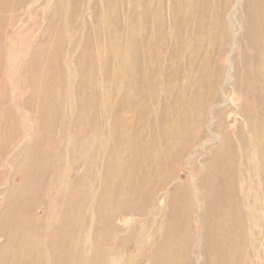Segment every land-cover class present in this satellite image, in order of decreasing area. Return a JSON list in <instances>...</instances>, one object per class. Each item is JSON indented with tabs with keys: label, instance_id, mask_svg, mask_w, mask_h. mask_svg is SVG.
Instances as JSON below:
<instances>
[{
	"label": "rangeland",
	"instance_id": "1",
	"mask_svg": "<svg viewBox=\"0 0 264 264\" xmlns=\"http://www.w3.org/2000/svg\"><path fill=\"white\" fill-rule=\"evenodd\" d=\"M181 1L0 0V264H152L156 248L162 253L168 240L176 264H209L204 249L214 239L229 244L244 264H264V199L257 177L264 165L257 163L250 127L254 117L264 135V96L257 85L264 75V0ZM200 106L204 121L196 130L189 123L185 134L195 141L183 157L173 162L165 155L153 171L152 161L147 167L139 166L140 156L134 161L131 130L147 135L157 115L172 118L177 109H184L181 122L193 121ZM223 144L234 157L228 155L223 170L204 180L213 169L207 160L220 165ZM130 159L146 169L143 174L153 172L150 182L132 186ZM230 168L234 179L228 181ZM186 226L192 247L185 259L175 247L184 244ZM214 227L217 235L209 231ZM194 244L199 250L202 244L201 255Z\"/></svg>",
	"mask_w": 264,
	"mask_h": 264
},
{
	"label": "bare ground",
	"instance_id": "2",
	"mask_svg": "<svg viewBox=\"0 0 264 264\" xmlns=\"http://www.w3.org/2000/svg\"><path fill=\"white\" fill-rule=\"evenodd\" d=\"M8 1H10V0H8ZM17 1H19V0H17ZM52 1V0H51ZM108 1V0H107ZM126 1H128V0H126ZM179 1H181V0H179ZM182 1H186V0H182ZM181 1V2H182ZM14 2H15V0H14ZM13 2V3H14ZM41 2V1H40ZM62 2H65V1H62ZM141 2V1H140ZM19 3V2H18ZM52 3V2H51ZM83 3V2H82ZM82 3H80L81 5H82ZM184 3V2H183ZM183 3H182V5H183ZM195 3V2H194ZM194 3H192V4H190V5H192L193 6V4ZM0 4H2V3H0ZM9 4V3H8ZM41 4H44V3H41ZM60 4V3H59ZM58 4V5H59ZM118 4V3H117ZM176 4V3H175ZM187 4V3H186ZM30 5H31V3H30ZM45 5V4H44ZM62 5V4H61ZM103 5V4H102ZM177 5V4H176ZM176 5H174V8H175V6ZM178 5H179V3H178ZM189 5V4H188ZM2 6H3V4H2ZM36 6V5H35ZM39 6V5H38ZM41 6V5H40ZM66 6V5H65ZM72 6H74V5H72ZM118 6V5H117ZM185 5H183V7H184ZM14 7V6H13ZM42 7V6H41ZM50 7V6H49ZM67 7V6H66ZM108 7V6H107ZM177 7V6H176ZM1 8V7H0ZM58 8V7H57ZM70 8V7H69ZM135 8H137V6L135 7ZM178 8V7H177ZM5 9V8H4ZM16 9V8H15ZM131 9H132V7H131ZM186 9V8H185ZM191 9H192V7H191ZM190 9V10H191ZM10 10V9H9ZM53 10H54V8H53ZM80 10V9H79ZM178 10V9H177ZM6 11V10H5ZM26 11H27V9H26ZM31 11V10H30ZM55 11V10H54ZM59 11V10H58ZM81 11V10H80ZM79 11V12H80ZM117 11V10H116ZM179 11V10H178ZM177 11V12H178ZM180 11H181V8H180ZM9 12V11H8ZM17 12V11H16ZM20 12H21V10H20ZM20 12H19V14L18 15H20ZM133 12V11H132ZM185 12H186V10H185ZM34 13V12H33ZM184 13V12H183ZM182 13V14H183ZM1 14H3V13H1ZM7 14V13H6ZM50 14V13H49ZM59 14V15H58ZM107 14V13H106ZM125 13H123V15H124ZM135 14V13H134ZM150 14V13H149ZM178 14H180V13H178ZM177 14V15H178ZM188 14V13H187ZM17 15V16H18ZM57 16H61L60 15V13H57L56 14ZM69 15V14H68ZM83 15V14H82ZM145 15V14H144ZM6 16V15H5ZM8 16V15H7ZM16 16V17H17ZM53 16V15H52ZM51 16V17H52ZM128 16V15H127ZM131 16V15H130ZM138 16V15H137ZM179 16V15H178ZM187 16V15H186ZM4 17V16H3ZM9 17V16H8ZM19 17V16H18ZM44 17V16H43ZM51 17H50V19H51ZM75 17V16H74ZM135 17V16H134ZM140 17V16H139ZM151 17V16H150ZM47 18H49V17H47ZM46 18V19H47ZM59 18V17H58ZM57 18V19H58ZM80 18V17H79ZM106 18H107V16H106ZM133 18V17H132ZM180 18H182V17H180ZM1 20L3 19V18H0ZM111 19V18H110ZM128 19H131V18H127V21H128ZM143 19V18H142ZM148 19V18H147ZM172 19V18H171ZM177 19V18H176ZM184 19V18H183ZM52 20V19H51ZM66 20H68L67 18H66ZM107 20V19H106ZM133 20V19H132ZM135 20H137V19H135ZM141 20V19H140ZM8 21V20H7ZM19 21V20H18ZM40 21V20H39ZM76 21V20H75ZM170 21V20H169ZM4 22V21H3ZM59 22V21H58ZM70 22V21H69ZM69 22H68V25H69ZM76 22H78V21H76ZM104 22H106V21H104ZM135 22H137V21H135ZM0 23H1V21H0ZM7 23H10V22H7ZM21 23V22H20ZM55 23V22H54ZM127 23V22H126ZM142 23H143V20H142ZM180 23H181V21H180ZM47 24V23H46ZM131 24H133V23H131ZM173 24H174V22H173ZM60 25V24H59ZM79 25V24H78ZM178 25H180V24H178ZM183 25V24H182ZM182 25H180V26H182ZM4 26V25H3ZM39 26V25H38ZM74 26V25H73ZM21 27V26H20ZM47 27V26H46ZM49 27V26H48ZM76 27V26H75ZM37 28V27H36ZM77 28V27H76ZM95 28L96 27H94V30H95ZM160 28V27H159ZM20 29V28H19ZM41 29V28H40ZM48 29V28H47ZM99 29H101V28H99ZM99 29H98V31H99ZM181 29V28H180ZM21 30V29H20ZM39 30V29H38ZM81 30V29H80ZM91 30V29H90ZM89 30V31H90ZM103 30V29H102ZM152 30V29H151ZM3 31V30H2ZM111 31H112V29H111ZM124 32L125 30H121V32ZM141 31V30H140ZM156 31V30H155ZM160 31V30H159ZM178 31H179V29H178ZM263 31H264V29H263ZM4 32V31H3ZM3 32H2V34H3ZM153 32V31H152ZM76 33V32H75ZM91 33V32H90ZM104 33V32H103ZM110 33H112V32H110ZM149 33V32H148ZM181 33V32H180ZM18 34V33H17ZM96 34H98V33H96ZM107 34H108V30H107ZM130 34H132V33H130ZM39 35V34H38ZM46 35V34H45ZM91 35V34H90ZM101 35H102V33H101ZM100 34H99V36H101ZM47 36V35H46ZM110 36V35H109ZM149 36V35H148ZM3 37H5V36H3ZM9 37V36H8ZM14 37V36H13ZM16 37V36H15ZM84 37V36H83ZM115 36L113 35V38H114ZM135 37V36H134ZM140 37H142V36H140ZM11 38V37H10ZM33 39V38H32ZM84 39V38H83ZM90 39V38H89ZM93 39V38H92ZM104 39V38H103ZM144 39V38H143ZM9 40V39H8ZM76 40V39H75ZM98 40V39H97ZM135 40V39H134ZM137 40V39H136ZM135 40V41H136ZM180 40V39H179ZM179 40H178V42H179ZM2 41H3V39H2ZM29 41H30V39H29ZM104 41V40H103ZM108 41H109V39H108ZM113 41V40H112ZM111 41V42H112ZM116 41H118V40H116ZM146 41V40H145ZM10 42V41H9ZM21 42V41H20ZM88 42H89V40H88ZM96 42V41H95ZM98 42V41H97ZM110 42V41H109ZM119 42V41H118ZM122 42V41H121ZM128 42V41H127ZM134 42V41H133ZM137 42V41H136ZM2 43V42H1ZM6 43V42H5ZM4 43V44H5ZM101 43V42H100ZM16 44V43H15ZM32 44V43H31ZM30 44V45H31ZM83 44H84V42H83ZM91 44V43H90ZM96 44V43H95ZM102 44V43H101ZM110 44V43H109ZM123 44V43H122ZM128 44V43H127ZM131 44V43H130ZM36 45V44H35ZM46 45V44H45ZM59 45H62V44H59ZM76 45H78V44H76ZM97 45V44H96ZM100 45V44H99ZM106 45V44H105ZM124 45V44H123ZM122 45V46H123ZM179 45V44H178ZM6 46V45H5ZM20 46V45H19ZM73 47H74V45H72ZM84 46V45H83ZM88 46V45H87ZM103 46L104 45H102V46H100V47H102L101 49H104L103 48ZM116 46V45H115ZM121 46V45H120ZM21 47V46H20ZM59 47V46H58ZM70 47V46H69ZM72 47V48H73ZM112 47V46H111ZM144 47V46H143ZM1 48V47H0ZM7 48V47H6ZM18 48V47H17ZM30 48V47H29ZM38 48V47H37ZM36 48V49H37ZM41 48V47H40ZM57 48V47H56ZM61 48H62V46H61ZM60 48V49H61ZM63 48H65V45H64V47ZM83 48V47H82ZM81 48V49H82ZM93 48H94V44H93ZM133 48V47H132ZM135 48V47H134ZM139 48V47H138ZM145 48V47H144ZM95 49H98V48H95ZM107 49V48H106ZM112 49V48H111ZM19 50V49H18ZM30 50V49H29ZM62 50V49H61ZM61 50H60V52H61ZM85 50V49H84ZM133 50V49H132ZM136 50V49H135ZM26 51V50H25ZM34 51V50H33ZM43 51V50H42ZM96 50H94V52H95ZM109 51V50H108ZM131 51V50H130ZM143 51V50H142ZM262 51H264V49H262ZM64 52V51H63ZM68 52V51H67ZM97 52V51H96ZM98 52H100V51H98ZM121 52H122V50H121ZM92 53V52H91ZM109 53V52H108ZM118 53H119V51H118ZM61 54V53H60ZM97 54V53H96ZM103 54V53H102ZM106 54V53H105ZM111 54V53H110ZM140 54V53H139ZM5 55H6V53H5ZM4 55V56H5ZM69 55H70V52H69ZM86 55V54H85ZM113 55V54H112ZM111 55V56H112ZM120 55V54H119ZM118 55V56H119ZM130 55V54H129ZM145 55V54H144ZM185 55V54H184ZM194 55V54H193ZM62 56V55H61ZM90 56V55H89ZM99 56H100V54H98V58H99ZM104 56V55H103ZM102 55H101V59H103V61H104V58H102L103 57ZM126 57H127V54L125 55ZM125 56H123V57H125ZM142 56H143V54H142ZM141 56V57H142ZM6 57V56H5ZM51 57V56H50ZM86 57H88V56H86ZM133 57H135L136 58V56H134L133 55ZM138 57V56H137ZM152 57V56H151ZM157 57V56H156ZM191 57H192V54H191ZM115 58H117V57H115ZM121 58V57H120ZM135 58L133 59V60H135ZM184 58V57H183ZM72 59V58H71ZM100 59V61L102 62V60ZM122 59V58H121ZM127 59V58H126ZM131 59V58H130ZM141 60H143V58H140ZM148 59H150V58H148ZM20 60V59H19ZM95 60V59H94ZM99 60V59H98ZM118 60V59H117ZM4 60H2V62H3ZM91 61V60H90ZM99 61V62H100ZM108 61V60H107ZM111 61V60H110ZM139 61V60H138ZM74 62H76V61H74ZM84 62H85V60H84ZM141 62V61H140ZM157 62H159L158 60H157ZM161 62V61H160ZM182 63H183V61H181ZM11 63V62H10ZM40 63V62H39ZM106 63V62H105ZM124 63V62H123ZM128 63V62H127ZM149 63V62H148ZM2 64V63H1ZM21 64V63H20ZM72 64V63H71ZM94 64V63H93ZM102 65H103V63H101ZM109 64V63H108ZM117 64V63H116ZM120 64H121V62H120ZM130 64V63H129ZM184 64H186V63H184ZM4 65V64H3ZM31 65H32V63H31ZM40 65H41V63H40ZM60 65V61H59V64H58V66ZM137 65H139L138 63H137ZM147 65V64H146ZM150 65V64H149ZM158 65V66H157ZM187 65V64H186ZM6 66H7V64H6ZM86 66H87V64H86ZM90 66V65H89ZM93 66V65H92ZM117 66V65H116ZM121 66V65H120ZM142 66V65H141ZM143 66H144V64H143ZM151 66V65H150ZM153 66V65H152ZM0 67H2V65L0 66ZM10 67V66H9ZM88 67V66H87ZM101 67V66H100ZM123 67V66H122ZM138 67V66H137ZM145 67V66H144ZM155 67H159V64H156V66ZM183 67H186V66H183ZM205 67V66H204ZM59 68V67H58ZM119 68V67H118ZM131 68V67H130ZM141 68V67H140ZM52 69V68H51ZM59 69H61V68H59ZM59 69H58V72H59ZM63 69V68H62ZM99 69V68H98ZM103 69H104V67H103ZM107 69V68H106ZM115 69V68H114ZM120 69V68H119ZM144 69V68H143ZM153 69V68H152ZM158 69V68H157ZM15 70V69H14ZM84 70V69H83ZM94 70V69H93ZM101 70V69H100ZM127 70V69H126ZM125 70V71H126ZM136 70V69H135ZM146 70V69H145ZM155 70V69H154ZM177 70H180V69H177ZM176 70V71H177ZM187 70V69H186ZM76 71V70H75ZM74 71V72H75ZM85 71V70H84ZM125 71L123 72V73H125ZM137 71V70H136ZM144 71V70H143ZM147 71V70H146ZM156 71V70H155ZM175 71V70H174ZM183 71H185V70H183ZM60 72H63V71H61L60 70ZM65 72V71H64ZM77 72V71H76ZM75 72V73H76ZM81 72V70H79V73ZM91 72H93V71H91ZM101 72V71H100ZM106 72V71H105ZM128 72V71H127ZM142 72V71H141ZM158 72V71H157ZM70 73V72H69ZM79 73H76V74H79ZM95 73H96V71H95ZM117 73V72H116ZM115 73V74H116ZM130 73V72H129ZM138 72H136V74H137ZM146 73V77H147V72H145ZM151 73H153L151 70H150V74ZM155 73V72H154ZM163 73V72H162ZM172 73V72H171ZM179 73V72H178ZM177 73V74H178ZM230 73V72H229ZM60 74V73H59ZM59 74L57 73L56 75L57 76H59ZM64 74V73H63ZM119 73H117V75H118ZM121 74V73H120ZM133 74V73H132ZM144 74V73H143ZM175 74V73H174ZM173 74V75H174ZM185 74V73H184ZM79 75H81V74H79ZM86 75H88V74H86ZM92 75V74H91ZM99 75L100 74H98V79H99ZM106 75V74H105ZM116 75V76H117ZM127 75V74H126ZM126 75H124V76H126ZM139 75V74H138ZM137 75V76H138ZM149 75V74H148ZM153 75V74H152ZM152 75L150 76L151 77V79H149V77H148V79L151 81V80H153L152 78ZM157 75V74H156ZM158 75H160V74H158ZM158 75H157V77H158ZM171 75L172 74H170V76H168V74H167V77H171ZM176 75V74H175ZM179 75H180V73H179ZM54 76V75H53ZM61 76H63V75H61ZM60 76V77H61ZM96 76V75H95ZM112 76H113V74H112ZM112 76H110V77H112ZM136 76V77H137ZM141 76V75H140ZM162 76V75H161ZM165 76V75H164ZM183 76V75H182ZM229 77H230V74L228 75ZM56 77V76H55ZM66 77V76H65ZM80 77V76H79ZM87 78L89 77V76H86ZM97 77V76H96ZM114 77V76H113ZM112 77V78H113ZM128 77V76H127ZM134 77V76H133ZM133 77H132V79H133ZM142 77V76H141ZM146 77L145 78H143V79H145L146 80ZM180 77V76H179ZM78 78V77H77ZM76 78V79H77ZM106 78V77H105ZM115 78V77H114ZM118 78V77H117ZM155 78V77H154ZM176 77H174V79H175ZM178 78V77H177ZM109 79V78H108ZM129 79V78H128ZM139 79L141 80V78L139 77ZM142 79V80H143ZM157 79V78H156ZM168 79V80H167ZM166 79V84L169 82V78H167ZM50 80V79H49ZM93 80H95V78L93 79ZM120 80V79H119ZM141 80V81H142ZM155 80V79H154ZM165 80V79H164ZM171 80V79H170ZM54 81H55V79H54ZM61 81H63V80H61ZM104 81V80H103ZM123 81V80H122ZM130 81V80H129ZM139 81V80H138ZM144 81V80H143ZM161 81V80H160ZM56 82V81H55ZM70 82V81H69ZM76 82V81H75ZM79 82V81H78ZM82 82V81H81ZM87 82V81H86ZM93 82H96V81H93ZM110 82H112L111 80H110ZM114 82H115V79H114ZM131 82V81H130ZM153 82V81H152ZM155 82V81H154ZM157 82V81H156ZM164 82V81H163ZM171 82V81H170ZM54 83V82H53ZM103 83V82H102ZM101 83V84H102ZM118 83V82H117ZM122 83V82H121ZM134 83V82H133ZM135 83H137V82H135ZM139 83H140V81H139ZM141 83H143V82H141ZM146 83V82H145ZM51 84H52V82H51ZM50 84V85H51ZM77 84H79V83H77ZM90 84H93V83H90ZM100 84V85H101ZM105 84V83H104ZM108 84H109V82H108ZM114 84V83H113ZM112 84V85H113ZM124 84H125V82H124ZM163 84V83H162ZM71 85V84H70ZM89 85V84H88ZM87 85V86H88ZM94 85V84H93ZM126 85V84H125ZM130 85H132V84H130ZM130 85H129V87H130ZM171 85V84H170ZM224 85H226V83L224 84ZM257 85H258V87H260V88H262V92H259V97L261 98V97H263L264 96V75H262V78L261 79H259L258 80V82H257ZM78 86V85H77ZM80 86V88L81 89H83L84 90V88L86 87V83L85 82H83L81 85H79ZM90 86V85H89ZM118 86V85H117ZM120 86V85H119ZM144 86V85H143ZM154 86V85H153ZM157 86V85H156ZM159 86V85H158ZM169 86V85H168ZM181 86H182V84H181ZM181 86L180 87H178L177 89H179V88H181ZM185 86V85H184ZM183 86V87H184ZM64 87V86H63ZM74 87V86H73ZM101 87H102V85H101ZM104 87V86H103ZM111 87V86H110ZM146 87V86H145ZM161 87V86H160ZM186 87V86H185ZM184 87V88H185ZM4 88V87H3ZM2 88V89H3ZM78 88V87H77ZM89 88V87H88ZM87 88V89H88ZM155 88V87H154ZM1 89V88H0ZM75 88H73V90H74ZM93 89V88H92ZM94 89H95V87H94ZM93 89V90H94ZM106 89V88H105ZM104 89V90H105ZM115 89V88H114ZM120 89H122V88H120ZM131 89V88H130ZM129 89V90H130ZM144 89V88H143ZM158 89V88H157ZM156 89V90H157ZM160 89V88H159ZM159 89H158V91H159ZM163 89V88H162ZM83 90H81V91H83ZM161 90V89H160ZM166 90V89H165ZM180 90V89H179ZM183 90V89H182ZM57 91V94H58V89L56 90ZM107 91V90H106ZM111 91V90H110ZM121 91V90H120ZM131 91V90H130ZM134 91V90H133ZM132 91V92H133ZM157 91V92H158ZM79 92V91H78ZM94 92V91H93ZM96 92V91H95ZM115 92V91H114ZM113 92V93H114ZM116 92H117V90H116ZM139 92V91H138ZM156 92V93H157ZM164 92V91H163ZM171 92V91H170ZM173 92V91H172ZM175 92V91H174ZM187 92V91H186ZM60 93H61V91H60ZM59 93V94H60ZM74 93H77L76 91L74 92ZM83 93V92H82ZM86 93H88L89 94V92H87V90H86ZM101 93V92H100ZM105 93V92H104ZM108 93V92H107ZM118 93H120V92H118ZM159 93V92H158ZM179 93V92H178ZM177 92H176V94H178ZM54 94H55V92H54ZM53 94V95H54ZM63 94V93H62ZM67 94V93H66ZM78 94V93H77ZM98 94H99V92H98ZM115 94V93H114ZM125 94V93H124ZM124 94H122V95H124ZM132 94V93H131ZM175 94V93H174ZM180 94V93H179ZM187 94V93H186ZM109 95V94H108ZM108 95H107V97H108ZM117 95V94H116ZM135 95V94H134ZM170 95H172V94H170ZM222 95H223V97H224V93H222ZM61 96V95H60ZM66 96V95H65ZM79 96H81L80 94H79ZM87 96H89V95H87ZM100 96V95H99ZM163 96V95H162ZM164 96L165 97H167L166 96V94L164 93ZM174 96V95H173ZM178 96V95H177ZM183 96H185V95H183ZM17 97V96H16ZM114 97V96H113ZM130 97V96H129ZM132 97V96H131ZM130 97V98H131ZM143 97V96H142ZM158 97V96H157ZM161 97V96H160ZM59 96H58V100H59ZM92 98V97H91ZM97 98V97H96ZM95 98V99H96ZM110 98H112V97H110ZM119 99H120V97H118ZM117 98V99H118ZM125 98V97H124ZM123 98V99H124ZM129 98V99H130ZM169 98V97H168ZM176 98V95L173 97V99H175ZM186 98V97H185ZM191 98V97H190ZM190 98H187L188 100L190 99ZM192 98H193V96H192ZM104 99H106V98H104ZM109 99V98H108ZM158 99V98H157ZM177 99V98H176ZM181 99H182V97H181ZM181 99H179V100H181ZM54 100V99H53ZM62 100V99H61ZM60 100V101H61ZM66 100V99H65ZM88 100V99H87ZM94 100V99H93ZM97 100V99H96ZM99 100H100V98H99ZM98 100V101H99ZM128 99H126V101H127ZM161 100V99H160ZM167 100V99H166ZM16 101V100H15ZM14 101V102H15ZM98 101H97V103H98ZM105 101V100H104ZM120 101V100H119ZM154 101V100H153ZM171 101V100H170ZM174 101H176V100H174ZM181 101H184V97H183V100H181ZM185 101L188 103V101L185 99ZM193 101H194V99H193ZM192 101V102H193ZM223 101H224V104H228L229 103V100L226 98V96L223 98ZM13 102V103H14ZM18 102V101H17ZM23 102H24V100H23ZM108 102H109V100H108ZM122 102V101H121ZM158 102V101H157ZM164 102V101H163ZM168 102V101H167ZM172 102V101H171ZM180 102V101H179ZM178 102V103H179ZM204 102V101H203ZM202 102V103H203ZM207 102V101H206ZM62 103V102H61ZM60 103V104H61ZM86 103V102H85ZM155 103V102H154ZM154 103H153V105H154ZM160 104H161V102H159ZM166 103V102H165ZM169 103V102H168ZM172 103H174V102H172ZM172 103H170V104H172ZM177 103V104H178ZM190 103H191V101H190ZM102 104V103H101ZM100 104V105H101ZM123 104V103H122ZM126 104V103H125ZM132 104V103H131ZM152 104V103H151ZM150 104V105H151ZM157 104V103H156ZM155 104V105H156ZM167 104V103H166ZM175 104V103H174ZM181 104H182V102H181ZM196 104V103H195ZM194 104V105H195ZM201 104V103H200ZM85 105V104H84ZM96 105V104H95ZM117 105V104H116ZM162 105H163V103H162ZM161 105V106H162ZM183 105H184V103H183ZM186 105V104H185ZM191 105V104H190ZM61 107H63L62 105H60ZM59 106V107H60ZM93 107H94V105H92ZM102 106H103V104H102ZM159 106V105H158ZM169 106H171V105H169ZM173 106V105H172ZM175 106V105H174ZM187 106V105H186ZM196 106V105H195ZM57 107V106H56ZM58 107V108H59ZM65 107V106H64ZM67 107V106H66ZM104 107V106H103ZM116 107V106H115ZM114 107V108H115ZM163 107V106H162ZM164 107H165V104H164ZM167 107V106H166ZM179 107V106H178ZM197 107V106H196ZM58 108H56V109H58ZM146 108V107H145ZM183 108V107H182ZM182 108H181V110H182ZM187 108V107H186ZM68 109V108H67ZM73 109V108H72ZM89 109V108H88ZM96 109V108H95ZM132 109H133V107H132ZM161 109V108H160ZM164 109V108H163ZM173 108H171V109H168L169 111L171 110V111H173L172 110ZM177 109V108H176ZM189 109V108H188ZM187 109V110H188ZM191 109V108H190ZM192 109H193V106H192ZM192 109H191V111H192ZM63 110V109H62ZM93 110V109H92ZM92 110H90V111H92ZM97 110V109H96ZM115 110H116V108H115ZM124 110V109H123ZM162 110V109H161ZM160 110V111H161ZM167 110V111H168ZM180 109H177L175 112H174V114H173V117L172 118H169V117H165V113L163 114V112H162V114L163 115H157L156 116V125L155 126H153V127H151V131H150V133H148L147 135L144 133L145 132V130H144V132H143V134L141 133V132H139V133H141V135H139L137 132H133V130H131L132 131V138H131V142L129 143V149L132 151V154H134V161L135 160H138V158H139V156H140V164H139V166H146L147 167V165L149 166V164L151 163V161H152V164L154 165V168L153 167H151V165H150V168H151V170L153 171L154 169H156V168H158L159 166H161L160 164H162V163H160V159L163 157L164 158V156L165 155H171L172 157L171 158H173V162L174 161H176V160H179L181 157H183V155H185V152H188V150H189V146H191V144L195 141V136H194V139H193V137L192 136H186V132H187V129L189 128V123H193L192 125H193V129L194 130H196V128H198L199 126H200V124L201 123H199V122H201L202 120L204 121V114H203V108L200 106V109H198L199 110V113L198 114H195V115H197L196 117H195V119H193V121L192 120H189V119H187L186 117V122L185 123H183V122H181L180 121V118H181V114L180 113H182V111L184 110H182L181 112L179 111ZM84 111V110H83ZM87 111V110H86ZM118 111V110H117ZM166 111V112H167ZM186 111V110H185ZM184 111V113L186 114V112ZM59 112H60V110H59ZM58 112V113H59ZM68 112V111H67ZM85 112V111H84ZM100 112V111H99ZM114 112V111H113ZM116 112V111H115ZM120 112V111H119ZM127 112V111H126ZM61 113V112H60ZM86 113V112H85ZM88 113H89V111H88ZM87 113V115H89L90 116V114H92V113H90V114H88ZM129 113V112H128ZM145 113H147V112H145ZM189 113V112H188ZM117 115L119 114V113H116ZM136 114V113H135ZM161 114V113H160ZM167 114V113H166ZM183 114V113H182ZM191 114V113H190ZM45 115V114H44ZM43 115V116H44ZM66 115V114H65ZM83 115H85L86 117H87V115L86 114H83ZM170 115V114H169ZM192 115V114H191ZM85 116H83V117H85ZM148 116V115H147ZM186 116V115H185ZM94 117H95V115H94ZM114 117H116V115L114 116ZM141 117V116H140ZM139 117V118H140ZM152 117H154V116H152ZM192 117H194L193 115H192ZM40 118V117H39ZM65 118V117H64ZM92 118V117H91ZM138 118V119H139ZM147 118H149V117H147ZM184 118V117H183ZM44 119V118H43ZM88 119H90L89 117H88ZM93 119V118H92ZM132 119H134V118H132ZM137 119V120H138ZM154 119V118H153ZM178 119V120H177ZM62 120L63 119H61V123H62ZM137 120H136V122H137ZM140 120V119H139ZM145 120V119H144ZM150 120V119H149ZM151 120H152V118H151ZM181 120H183V119H181ZM254 120V117L252 118V120H250V127H252V129H253V139H252V145H253V148H254V150H255V152H256V160H257V163L259 164H261V165H264V135H262L261 136V129H260V125H259V122L258 121H253ZM57 121V120H56ZM132 121V120H131ZM7 122V121H6ZM134 122H135V120H134ZM135 122V123H136ZM140 121H138V123H139ZM151 122V121H150ZM243 122L245 123V125H246V123L247 124H249L247 121H246V118H243ZM57 123V122H56ZM146 123V122H145ZM144 123V124H145ZM3 124V123H2ZM118 124V123H117ZM140 124V123H139ZM143 124V125H144ZM119 125V124H118ZM136 125H137V123H136ZM142 125V124H141ZM140 125V126H141ZM148 125H150V124H148ZM60 126H61V124H60ZM130 126H131V124H130ZM139 126V125H138ZM137 126V127H138ZM145 126H147V125H145ZM118 127V126H117ZM132 128V127H131ZM136 129V127H133L132 129ZM139 128H142V126L141 127H139ZM40 129V128H39ZM134 129V130H135ZM149 129V128H148ZM1 130V129H0ZM60 130H62V129H60ZM142 130V129H141ZM4 131H5V128H4ZM148 132V131H147ZM130 133V132H129ZM119 134V133H118ZM211 135H212V137H215L216 139L218 138V136H217V134L216 133H213V132H211L210 133ZM3 135V134H2ZM116 135V137H117V134H115ZM130 136H131V134H130ZM121 137V136H120ZM129 137V136H128ZM127 137V140L129 139ZM45 138V137H44ZM224 138L227 140V137L226 136H224ZM126 139V138H125ZM116 140H117V138H116ZM123 140V139H122ZM212 140V139H211ZM211 140H209L208 142H210ZM7 141H9V140H7ZM44 141V140H43ZM120 141V140H119ZM125 141V140H124ZM53 142V141H52ZM76 142H77V140H76ZM123 142V141H122ZM241 142H242V144H243V142H244V140H241ZM177 143H179V144H181V146L179 145V144H177ZM5 144V143H4ZM43 144H44V142H43ZM119 144V143H118ZM174 144H176V145H179L178 146V148H176L175 149V152L173 151L172 152V150H171V146L172 145H174ZM45 145V144H44ZM113 145V144H112ZM111 145V146H112ZM153 145H156L155 146V149H153V151H151V148L152 147H154ZM127 146V145H126ZM158 146V147H157ZM177 147V146H176ZM0 148H2V147H0ZM158 150H157V149ZM173 148H175V146L173 147ZM219 148H220V156H222L223 155V159H221L220 160V165H218L217 163H215V161H214V159L213 160H211V159H209V160H207V165L208 166H213V169H210L209 171H207L206 172V174H204V180H209V179H211L213 176L214 177H216L217 176V174L220 172V170H223L222 168H223V165H224V163H225V160H226V158H227V156L229 155V159H231V158H233L234 157V155H233V152L230 150L231 148L230 147H228V144H226V145H220L219 146ZM127 149H128V147H127ZM229 150H230V153H229ZM152 153H153V155H154V158L152 159ZM245 154L247 155V156H249L248 155V153H244V164H246V156H245ZM106 155V154H105ZM224 155H226V157L224 158ZM130 156V155H129ZM106 157H108V156H106ZM163 161V160H162ZM105 162H106V160H105ZM137 163H139V162H137ZM168 163V162H167ZM179 164V163H178ZM132 165V166H131ZM135 164H132L131 163V159H130V162H128V177L130 176V180H131V183H132V186H134V187H138V186H141V185H144V184H146L145 182H147V180H148V182H150L151 181V175H153L152 173L150 174V172H149V176H148V174H143V170H144V168H142L141 169V167L139 168L138 166H134ZM176 166V165H175ZM174 166V167H175ZM163 167H164V164H163ZM138 169H140V172H138ZM149 169V168H148ZM147 169V170H148ZM146 170V169H145ZM144 170V171H145ZM160 170V169H159ZM150 171V170H149ZM126 173V172H125ZM147 173V172H146ZM228 176L227 177H225V178H227V180L229 181V180H232V179H234V176H233V168H230L229 170H228ZM261 175H262V177H261ZM257 177L259 178V180L261 181V185L259 186L260 187V190H259V193H260V200H262V199H264V167L262 168V170L261 169H258V171H257ZM152 181H153V179H152ZM224 186H227V182H224ZM139 189V188H138ZM208 192H209V190L208 189H206L204 192H203V195L201 196V198L204 200L205 198H204V196L205 195H208ZM123 194V193H122ZM100 195V194H99ZM98 195V196H99ZM210 197V196H209ZM209 197L207 198V200H209ZM219 201V200H218ZM217 203V202H216ZM170 231H173L172 230V228H168ZM216 227H214V228H210L209 229V231H214L213 233L215 234V235H217V233H216ZM167 230V229H166ZM184 230H185V232L187 233V238L185 239V242H184V244L181 246V247H179L178 249H177V247H175V254H177V252H179L180 250L182 251V256L186 259V257H187V255H188V253L190 252V248L192 247V241H191V239H192V235L190 234V232H189V227L188 226H186L185 228H184ZM195 233H197V232H195ZM174 237V236H173ZM197 237V236H196ZM189 239V240H188ZM196 243H198V241L196 242ZM195 243V244H196ZM194 244V245H195ZM164 246V251H162V253H157L158 252V248H156V253L154 254V258H155V256H156V259L154 260V258H153V260H152V264L153 263H155L156 262V260H157V256H158V263L157 264H159V261L161 262L160 264H176V259H175V257H174V259L171 261V258L174 256V251H173V248H174V246H173V244H172V241H170V240H168V242L166 243V244H164L163 245ZM196 246V245H195ZM181 248V249H180ZM196 248H197V251H198V253H199V255H201V252H202V244H201V248H200V250H199V247H198V244H197V246H196ZM161 254H162V261H161ZM179 254V253H178ZM180 255H181V252H180ZM203 256H206L207 257V259L209 260V264H244V262L243 261H241V259L239 258L241 255H236V250L235 251H232V247L229 245V244H226L225 246L224 245H222L221 243H220V241H219V239H214L212 242H211V249H209L207 252L205 251V249H204V255ZM184 258H183V261H184ZM231 258H236L235 260H233V261H230V259ZM188 264V263H187Z\"/></svg>",
	"mask_w": 264,
	"mask_h": 264
}]
</instances>
